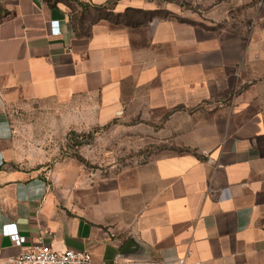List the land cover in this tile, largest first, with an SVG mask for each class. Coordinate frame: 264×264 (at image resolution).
Returning <instances> with one entry per match:
<instances>
[{"label": "crops", "instance_id": "crops-1", "mask_svg": "<svg viewBox=\"0 0 264 264\" xmlns=\"http://www.w3.org/2000/svg\"><path fill=\"white\" fill-rule=\"evenodd\" d=\"M87 1L111 3L85 36L63 1L0 0V264L38 242L87 249L93 264H264V6L248 36L227 38L172 13L126 22L129 9H155L150 0ZM45 102L74 127L129 109L156 123L168 110L167 138L191 149L154 155L137 198L116 211L69 208L35 138L17 133L15 112Z\"/></svg>", "mask_w": 264, "mask_h": 264}, {"label": "rangeland", "instance_id": "rangeland-1", "mask_svg": "<svg viewBox=\"0 0 264 264\" xmlns=\"http://www.w3.org/2000/svg\"><path fill=\"white\" fill-rule=\"evenodd\" d=\"M150 2L156 15L175 14L182 23L195 27L198 35L216 33L227 38L248 36L250 23L259 17L264 6V0ZM129 14L134 20L148 17L142 12L131 11ZM110 17L117 16L112 14ZM184 32L183 27L181 34ZM234 47L233 41L227 40L224 52L232 57L236 54ZM246 85V82L239 86L237 83V93ZM226 96L232 100V94ZM212 102L206 100L203 107ZM57 112L56 102H45L17 110L15 119L17 133L21 137L35 138L30 140L45 153L47 159H43L42 165L49 178L50 191L69 208L79 206L85 212L97 210L103 215L106 207L116 211L122 207L124 198L129 199V194L137 198L139 168L152 161L154 155L190 148L174 144L167 138L168 110L156 123L144 121L137 110L129 109L125 117L90 127L63 123ZM133 208L137 209V205Z\"/></svg>", "mask_w": 264, "mask_h": 264}, {"label": "built area", "instance_id": "built-area-1", "mask_svg": "<svg viewBox=\"0 0 264 264\" xmlns=\"http://www.w3.org/2000/svg\"><path fill=\"white\" fill-rule=\"evenodd\" d=\"M59 21L53 20L51 23ZM58 24V23H57ZM54 33L61 31L60 27L51 29ZM11 240L17 245H23L26 241L24 235L18 232L10 234ZM24 248L10 259V264H93L91 252L87 249L65 247L55 249L45 242L23 245ZM172 264H189L180 257Z\"/></svg>", "mask_w": 264, "mask_h": 264}, {"label": "trees", "instance_id": "trees-1", "mask_svg": "<svg viewBox=\"0 0 264 264\" xmlns=\"http://www.w3.org/2000/svg\"><path fill=\"white\" fill-rule=\"evenodd\" d=\"M50 6H55L57 1H63L69 8L68 14L71 20L72 27L74 31L79 35H89L90 34V25L100 16H104L106 14V9L109 7L108 4L111 2L108 1L105 4H91L87 0H46ZM2 7L0 6V10ZM131 11L133 12H142L148 14V17L142 20H134L133 17L129 14ZM100 13H104L103 15ZM94 15V17H90ZM125 20L127 23L131 25H136L138 23L145 22L151 17L156 15L155 9L150 10H141L137 8L129 9L125 13ZM87 18V19H86Z\"/></svg>", "mask_w": 264, "mask_h": 264}, {"label": "water", "instance_id": "water-1", "mask_svg": "<svg viewBox=\"0 0 264 264\" xmlns=\"http://www.w3.org/2000/svg\"><path fill=\"white\" fill-rule=\"evenodd\" d=\"M128 245H130V243Z\"/></svg>", "mask_w": 264, "mask_h": 264}]
</instances>
